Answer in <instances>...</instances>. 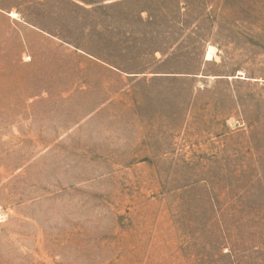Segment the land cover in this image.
Returning <instances> with one entry per match:
<instances>
[{"label":"rangeland","instance_id":"374dc122","mask_svg":"<svg viewBox=\"0 0 264 264\" xmlns=\"http://www.w3.org/2000/svg\"><path fill=\"white\" fill-rule=\"evenodd\" d=\"M0 264H264V0H0Z\"/></svg>","mask_w":264,"mask_h":264},{"label":"bare ground","instance_id":"6f19581e","mask_svg":"<svg viewBox=\"0 0 264 264\" xmlns=\"http://www.w3.org/2000/svg\"><path fill=\"white\" fill-rule=\"evenodd\" d=\"M12 16H15L14 13H12ZM210 56V53L208 54V57Z\"/></svg>","mask_w":264,"mask_h":264}]
</instances>
